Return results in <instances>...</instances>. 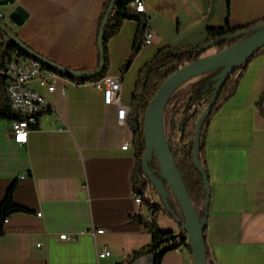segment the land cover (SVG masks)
Here are the masks:
<instances>
[{"label":"crops","instance_id":"1","mask_svg":"<svg viewBox=\"0 0 264 264\" xmlns=\"http://www.w3.org/2000/svg\"><path fill=\"white\" fill-rule=\"evenodd\" d=\"M106 0H16L27 18L9 19L14 6H0L2 23L29 49L72 71L98 67L97 20ZM152 41L122 73L137 24L124 21L107 43L108 74L118 75L129 104L138 70L164 46L205 41L207 29H244L264 21V0H142ZM215 52V51H214ZM212 53V52H211ZM53 92L31 86L48 102L25 145L12 139L11 121L0 120V204L10 191L25 212L6 218L0 264H121L150 243L141 220L149 206L132 200L133 133L105 105L94 83L56 76ZM264 55L249 61L233 95L214 114L205 136L210 200L204 230L210 264H264ZM130 142L127 150L121 147ZM151 202L159 204L150 187ZM144 198L143 194H141ZM177 215H181L176 207ZM40 214V215H37ZM158 225L175 234L180 226L165 212ZM98 229L102 234L96 233ZM68 240H60V235ZM41 246L38 248L37 245ZM108 249L110 256L97 261ZM193 264L186 248L163 254L160 264ZM130 264H152L141 256Z\"/></svg>","mask_w":264,"mask_h":264},{"label":"trees","instance_id":"2","mask_svg":"<svg viewBox=\"0 0 264 264\" xmlns=\"http://www.w3.org/2000/svg\"><path fill=\"white\" fill-rule=\"evenodd\" d=\"M111 1L112 0H106L102 5L97 20V35L101 22L108 10ZM131 1L132 0H115L113 4L112 10L108 16L103 31L104 69L100 75L93 78H78L71 76L63 71L51 69L40 62L38 63L43 69L52 72L56 76L71 80L77 84L84 82L95 83L96 81L100 80L109 70L110 63L107 49L108 41L118 34L123 22L128 20L136 22L137 32L134 45L126 56L122 65L121 71L122 73H124L132 60L140 52L142 48L144 32L147 29V19L142 13L135 12L132 9V7L130 6ZM262 25H264V21H262L261 23H257L256 25L246 27L244 29H230L226 22L222 27L209 28L206 31L207 37L204 42L185 47H161L156 51L154 56L138 70L136 82L134 84V88L130 97V111L127 117V123L133 133L132 146L135 152V162L131 176L134 193L141 195L142 190L146 189L147 187H150L152 190H154L149 180L146 179L143 175L141 168V159L144 153L143 115L148 106V103L153 98L162 83L170 75L175 73L184 65L195 61L196 59L206 54L223 49L239 41L245 35L249 34L251 31ZM230 35H236V37L230 40H226L216 46L211 45L213 41L222 39ZM203 48L206 49L202 51ZM13 52H17L18 54H21L26 58H31L19 47H17L12 41L5 39L0 44V66L3 61ZM259 55H264V47L261 48L251 59ZM249 61L235 70L221 85V89L214 103V106L201 124L199 144L197 148V160L206 175L207 171L204 140L209 122L214 114L233 95V92L237 87L243 73L245 72L246 66ZM97 68H95L94 71H96ZM219 71L220 70L208 73L207 75L190 85L183 94L177 96V98L173 101V105L170 110V117L168 118L169 132L167 135V143L180 177L186 188V191L194 207L198 211L202 207L205 200V187L201 175L192 162V146L194 142L196 122L203 109L208 105L213 95L214 86L217 82V80H215V77L219 73ZM263 100L264 93L261 95L257 103V107L260 112ZM20 118L21 116L15 114L9 107L4 88V79L0 75V120L3 119L12 121L18 120ZM148 167L155 174V176L159 178V168L154 158L149 162ZM163 183L169 195L168 205L170 209L176 214V207L178 208V205L174 197L170 193L166 183ZM142 201H144L149 206L150 210V218L148 220L140 219L141 224L144 226L150 236V243L130 254L121 264H130L136 258L146 255L151 256L152 264H160L163 254L168 251L177 250L180 248H186L188 251H190L186 234L182 231L181 227L180 232L175 234L172 231L162 229L158 225L156 215L160 211L165 212L161 202L159 204L149 203L143 198ZM25 211L26 210L24 208L12 202L9 191L0 204V234L3 231V221L8 216H10V214ZM200 216H202V211H200ZM205 254L208 260V252L206 248Z\"/></svg>","mask_w":264,"mask_h":264},{"label":"water","instance_id":"3","mask_svg":"<svg viewBox=\"0 0 264 264\" xmlns=\"http://www.w3.org/2000/svg\"><path fill=\"white\" fill-rule=\"evenodd\" d=\"M15 2L16 0H0V6H14L12 13L9 15V19L16 25H21L28 15L20 6L14 5ZM114 2L115 0L111 1L99 27L97 35L99 64L96 71L91 73L72 71L48 61L24 45V43H22L1 21L0 31L7 37L8 40L12 41L24 53L47 67L57 71H63L78 78H93L100 75L104 69L103 31ZM234 37H236V35H230L222 39H218L213 41L211 45L216 46L226 40L233 39ZM263 47L264 25L257 27L239 41L223 49L206 54L195 61L184 65L162 83L153 98L148 103L143 115L144 153L141 159L142 173L145 178L149 180L151 186L159 197L165 213L171 217L186 234L193 264H210L205 254V241L203 235L207 222L210 188L208 177L197 160L200 127L205 117L214 106L217 96L219 95L221 85L235 70H237L241 65L247 63ZM205 49L206 48H203L202 51ZM217 70L220 71L215 77L217 82L214 86V92L208 105L203 109L196 122L195 136L192 146V162L201 175L205 187V200L201 209L198 211L194 207L186 191L174 159L171 155L165 131V112L170 97L183 81L193 76H198V79L196 80L198 81L208 73ZM153 158L156 160L159 168V178L156 177L148 167L149 162ZM163 182L166 183L170 193L174 197L181 214L180 216L175 214L170 209L168 205L169 195ZM200 211H202V216H200Z\"/></svg>","mask_w":264,"mask_h":264},{"label":"built area","instance_id":"4","mask_svg":"<svg viewBox=\"0 0 264 264\" xmlns=\"http://www.w3.org/2000/svg\"><path fill=\"white\" fill-rule=\"evenodd\" d=\"M130 6L135 12H143L142 0H132ZM3 19L4 13L0 11V21L2 22ZM5 39H7V37L0 31V44ZM151 41L152 33L146 29L143 36L142 47L150 45ZM0 75L4 79V88L10 109L15 114L21 116L20 119L11 121L12 139L16 144L25 145L28 141L31 128L35 127L37 124L38 115L49 108L48 102L31 86V82L37 80L40 86L53 92L55 87L52 83L50 84L48 80L56 77V75L43 69L38 61L32 58H26L17 52L11 53L10 56L3 61L0 66ZM94 87L101 92L105 105L116 106L118 121L126 123L130 107L129 104H124L122 101L119 76L106 73L100 80L94 83ZM129 145L130 142L125 143L121 149L125 151L128 149ZM132 200L136 207H142L141 195L133 193ZM5 222L6 219L3 223ZM103 232L104 231L101 229L96 231L98 234H102ZM59 239L68 240L69 237L63 234L59 236ZM40 246V244L37 245L38 248ZM109 256L110 251L104 248L97 254V261Z\"/></svg>","mask_w":264,"mask_h":264},{"label":"rangeland","instance_id":"5","mask_svg":"<svg viewBox=\"0 0 264 264\" xmlns=\"http://www.w3.org/2000/svg\"><path fill=\"white\" fill-rule=\"evenodd\" d=\"M197 80V79H196ZM195 80V81H196ZM195 81L191 82V83H188L186 84L185 86H183L182 88L179 89V91L177 90L171 97H170V100L168 102V105H167V108H166V112H165V131H166V135H168V118L170 117V110H171V107L173 105V101L177 98V96L183 94L190 85H192ZM142 194L145 198V200L151 202V199H150V196H149V193L146 189L142 190ZM201 209V208H200Z\"/></svg>","mask_w":264,"mask_h":264},{"label":"bare ground","instance_id":"6","mask_svg":"<svg viewBox=\"0 0 264 264\" xmlns=\"http://www.w3.org/2000/svg\"><path fill=\"white\" fill-rule=\"evenodd\" d=\"M196 79H198V76H193V77H190V78L186 79L185 81H183V82H182V83H181V84L175 89L174 93H175L177 90L179 91V89L182 88L183 86H185L186 84L191 83V82L195 81Z\"/></svg>","mask_w":264,"mask_h":264}]
</instances>
